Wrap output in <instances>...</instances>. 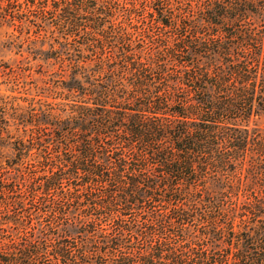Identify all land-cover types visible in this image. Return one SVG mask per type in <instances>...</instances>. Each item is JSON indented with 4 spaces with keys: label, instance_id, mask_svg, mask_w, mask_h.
I'll list each match as a JSON object with an SVG mask.
<instances>
[{
    "label": "trees",
    "instance_id": "1",
    "mask_svg": "<svg viewBox=\"0 0 264 264\" xmlns=\"http://www.w3.org/2000/svg\"><path fill=\"white\" fill-rule=\"evenodd\" d=\"M2 28L59 77L0 93V264H264L237 186L264 183V0H0Z\"/></svg>",
    "mask_w": 264,
    "mask_h": 264
},
{
    "label": "rangeland",
    "instance_id": "2",
    "mask_svg": "<svg viewBox=\"0 0 264 264\" xmlns=\"http://www.w3.org/2000/svg\"><path fill=\"white\" fill-rule=\"evenodd\" d=\"M6 33L8 32L5 28L0 29V93L20 98V100L23 98L34 99L35 95L46 96L49 93L50 85L52 82L56 83L59 76L50 70L49 62L35 63L21 56L15 41L9 39ZM20 68H30V71L21 73ZM251 126L264 131V115L254 118ZM6 153L8 154V152ZM244 181V179L240 180L237 186L247 190L253 188L256 194L252 193L250 196L249 193L242 192L238 201L241 204L264 203V183L259 182L257 185L253 183L249 187Z\"/></svg>",
    "mask_w": 264,
    "mask_h": 264
}]
</instances>
